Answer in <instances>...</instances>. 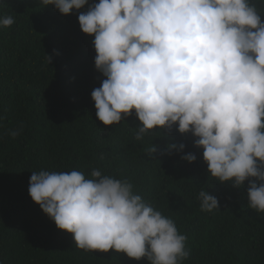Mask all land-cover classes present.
<instances>
[{
  "label": "clouds",
  "instance_id": "clouds-1",
  "mask_svg": "<svg viewBox=\"0 0 264 264\" xmlns=\"http://www.w3.org/2000/svg\"><path fill=\"white\" fill-rule=\"evenodd\" d=\"M61 14L78 12L83 33L94 36L95 68L105 77L91 92L104 125L133 110L136 140L150 130L191 133L208 172L240 188L248 180V206L264 212V0H40ZM88 5L86 11H79ZM15 23L0 16V27ZM55 51V50H54ZM51 63V55L47 54ZM21 124L11 130L16 137ZM182 142L165 151L184 153ZM157 146L148 150L151 155ZM181 159L194 162L193 152ZM33 171L29 195L84 251L126 253L150 264H183L187 236L149 204L127 178L93 169ZM255 178V179H251ZM204 212L216 196L199 191Z\"/></svg>",
  "mask_w": 264,
  "mask_h": 264
},
{
  "label": "trees",
  "instance_id": "trees-1",
  "mask_svg": "<svg viewBox=\"0 0 264 264\" xmlns=\"http://www.w3.org/2000/svg\"><path fill=\"white\" fill-rule=\"evenodd\" d=\"M4 15L15 23L0 27V264H150L114 249L77 248L73 234L29 195L33 171L78 170L91 178L93 169L129 179L175 221L188 238L183 264H264V212L249 208L248 180L235 188L211 176L191 133L156 128L136 140L134 110L118 124L98 119L91 92L105 77L94 65V36L82 32L76 10L65 15L40 0H0ZM169 142L184 143V153L197 159L168 154ZM153 144L157 151L149 155ZM202 189L217 197L219 209L201 210Z\"/></svg>",
  "mask_w": 264,
  "mask_h": 264
}]
</instances>
